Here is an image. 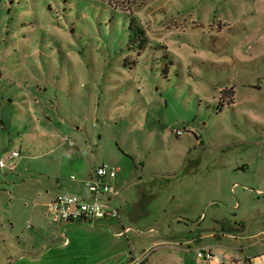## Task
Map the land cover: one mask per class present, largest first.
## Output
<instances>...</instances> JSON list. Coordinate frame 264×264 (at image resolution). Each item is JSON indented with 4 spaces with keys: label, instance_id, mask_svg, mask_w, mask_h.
Listing matches in <instances>:
<instances>
[{
    "label": "rangeland",
    "instance_id": "374dc122",
    "mask_svg": "<svg viewBox=\"0 0 264 264\" xmlns=\"http://www.w3.org/2000/svg\"><path fill=\"white\" fill-rule=\"evenodd\" d=\"M259 2L0 0V159L20 152L0 171V264H208L194 249L209 246L223 264H250L264 253ZM101 164L119 169L111 204L125 238L115 222L57 226L44 213L81 166ZM222 230L248 240L184 244L189 231Z\"/></svg>",
    "mask_w": 264,
    "mask_h": 264
},
{
    "label": "built area",
    "instance_id": "2783aa9c",
    "mask_svg": "<svg viewBox=\"0 0 264 264\" xmlns=\"http://www.w3.org/2000/svg\"><path fill=\"white\" fill-rule=\"evenodd\" d=\"M69 146L73 142L67 141ZM20 158V152L13 150L6 159H0V171L14 170L15 160ZM119 169L101 164L89 171L83 179V186L88 193L86 198L78 194H58L45 206V215L51 223L58 225L85 222L100 219H117L119 210L111 204L112 199L119 196V190L114 186ZM75 180V177H71ZM196 257L206 263L215 260L216 255L209 249L196 251ZM264 259V256H260ZM143 258L132 255L129 264H142Z\"/></svg>",
    "mask_w": 264,
    "mask_h": 264
},
{
    "label": "crops",
    "instance_id": "0c3cea01",
    "mask_svg": "<svg viewBox=\"0 0 264 264\" xmlns=\"http://www.w3.org/2000/svg\"><path fill=\"white\" fill-rule=\"evenodd\" d=\"M258 9L260 10V12L261 13H263L264 12V0H260V2H259V5H258V8L257 7H254V8H251V12H255V14H258ZM68 145V144H67ZM69 146V145H68ZM74 146V145H73ZM73 146H69V147H73ZM97 166H99V165H97ZM97 166H95V167H97ZM95 167H93V168H95ZM93 168H90V167H87V168H85L84 170L82 169V166H81V173H82V177H78L77 179L75 178V180H71V177H74V176H71L70 177V181L71 182H73V185L74 186H69L68 187V189L69 190H71L70 191V193H62V194H78V195H80V196H82V197H84V198H86L87 196H88V193L86 192V190H85V188H84V186H83V179H85L87 176H88V174H89V171L91 170V169H93ZM59 186V183L57 182L56 183V188L59 190L60 188L58 187ZM115 186V185H114ZM65 189L66 190H68L66 187H65ZM46 194H48V192L46 191ZM58 194H60V193H58ZM58 194H56V195H58ZM56 195H53V196H51L49 199H48V202L49 201H51ZM47 202V203H48ZM46 203V204H47ZM46 204L44 205V213H45V206H46ZM192 227V229L194 230L195 228L193 227V226H191ZM189 230H191V228H189ZM264 233V231L263 232H261V234H263ZM189 236L186 238V242L184 243V244H186L187 243V248L190 246V244L191 243H199L201 240H203L204 238H206V237H208V238H210V237H212V238H214L218 243L219 242H221V237H226L227 239H232V240H237V239H240L241 241H245V240H248V239H245V237H235V236H231V235H226V234H208V235H203L202 237L200 236V235H192V234H194V232L193 231H189ZM260 234V235H261ZM190 239H192V240H190ZM248 242V241H247ZM161 243H164V244H172V243H170V242H168V241H163V242H161ZM258 242H253V243H250V244H248V245H245V246H235V247H232V249L233 248H235L237 251H238V253H242V255L245 253V251L247 250H250V249H252L253 247H254V245H256ZM157 245H159V244H154L153 246L154 247H156ZM175 246L176 245H178V243L176 242L175 244H174ZM181 245H183V244H179V246H181ZM224 243L223 244H219V245H216L217 247H222V248H225L224 247ZM240 245V244H239ZM216 246H214V247H216ZM230 247V246H229ZM168 248H170V249H175L174 247L172 248L171 246H169ZM201 249H209V250H211L212 252H215V250H214V248H211L210 246L209 247H200ZM155 249V248H154ZM194 250H198V248L196 247ZM195 251V252H196ZM216 253V252H215ZM214 253V254H215ZM257 254V253H256ZM259 256H264V253H261V254H258V255H254L253 257H250V256H244L243 257V259H249L250 260V264H257V262L256 263H254V261H256V259L255 258H258ZM235 257V256H234ZM235 258H237L238 260H240V256H236ZM221 264H223L224 262L221 260V262H220ZM220 263H218V262H216L215 260H213V261H211L210 263H208V264H220ZM227 263L229 264V262L227 261Z\"/></svg>",
    "mask_w": 264,
    "mask_h": 264
},
{
    "label": "water",
    "instance_id": "95a60500",
    "mask_svg": "<svg viewBox=\"0 0 264 264\" xmlns=\"http://www.w3.org/2000/svg\"><path fill=\"white\" fill-rule=\"evenodd\" d=\"M127 214L130 216V214L127 212ZM109 222H115L118 224V226L120 227V232L116 234V237L117 238H125L127 236V234L129 233V231L131 230L129 227H124V225L122 224V221H121V214H120V211H119V215H118V218L117 219H100V220H91V221H85V222H75V223H68V224H63V225H75V224H102V223H109ZM220 225H222V223H220ZM193 227L195 225H192ZM200 228V225H198V229ZM216 231L215 232H220L219 230L215 229ZM222 233L221 234H226L228 235L229 231L228 230H222L221 231ZM61 237L64 239L63 242H62V245L63 246H67L69 244V241L67 240V238L61 234ZM182 237L179 238V240L181 239ZM133 254V253H132ZM132 255L129 256V260L131 259Z\"/></svg>",
    "mask_w": 264,
    "mask_h": 264
},
{
    "label": "trees",
    "instance_id": "16d2710c",
    "mask_svg": "<svg viewBox=\"0 0 264 264\" xmlns=\"http://www.w3.org/2000/svg\"><path fill=\"white\" fill-rule=\"evenodd\" d=\"M141 32H142V30H141ZM145 41V40H144ZM144 41H140V44H139V48H140V50L144 47L143 45H144ZM227 94H229V95H231L232 96V92L231 91H229ZM229 102L227 103V105H231L233 102L231 101V100H228Z\"/></svg>",
    "mask_w": 264,
    "mask_h": 264
},
{
    "label": "flooded vegetation",
    "instance_id": "af4514ba",
    "mask_svg": "<svg viewBox=\"0 0 264 264\" xmlns=\"http://www.w3.org/2000/svg\"><path fill=\"white\" fill-rule=\"evenodd\" d=\"M241 229H243V228H241Z\"/></svg>",
    "mask_w": 264,
    "mask_h": 264
}]
</instances>
